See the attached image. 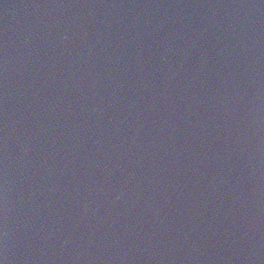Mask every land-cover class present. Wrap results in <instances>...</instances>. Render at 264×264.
I'll list each match as a JSON object with an SVG mask.
<instances>
[{
    "label": "water",
    "instance_id": "1",
    "mask_svg": "<svg viewBox=\"0 0 264 264\" xmlns=\"http://www.w3.org/2000/svg\"><path fill=\"white\" fill-rule=\"evenodd\" d=\"M2 264H264V0H0Z\"/></svg>",
    "mask_w": 264,
    "mask_h": 264
},
{
    "label": "snow or ice",
    "instance_id": "2",
    "mask_svg": "<svg viewBox=\"0 0 264 264\" xmlns=\"http://www.w3.org/2000/svg\"><path fill=\"white\" fill-rule=\"evenodd\" d=\"M0 264H2V262H0Z\"/></svg>",
    "mask_w": 264,
    "mask_h": 264
}]
</instances>
